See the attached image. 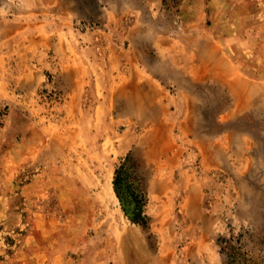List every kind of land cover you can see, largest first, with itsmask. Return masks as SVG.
Returning <instances> with one entry per match:
<instances>
[{
	"label": "rangeland",
	"instance_id": "1",
	"mask_svg": "<svg viewBox=\"0 0 264 264\" xmlns=\"http://www.w3.org/2000/svg\"><path fill=\"white\" fill-rule=\"evenodd\" d=\"M264 264V0H0V264Z\"/></svg>",
	"mask_w": 264,
	"mask_h": 264
},
{
	"label": "trees",
	"instance_id": "2",
	"mask_svg": "<svg viewBox=\"0 0 264 264\" xmlns=\"http://www.w3.org/2000/svg\"><path fill=\"white\" fill-rule=\"evenodd\" d=\"M238 248L235 246L226 247V262L225 264H252L250 261L245 260L243 257L239 256Z\"/></svg>",
	"mask_w": 264,
	"mask_h": 264
}]
</instances>
